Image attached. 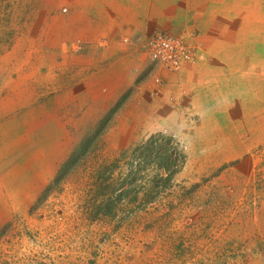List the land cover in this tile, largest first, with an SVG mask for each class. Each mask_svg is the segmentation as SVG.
<instances>
[{
    "label": "rangeland",
    "instance_id": "obj_1",
    "mask_svg": "<svg viewBox=\"0 0 264 264\" xmlns=\"http://www.w3.org/2000/svg\"><path fill=\"white\" fill-rule=\"evenodd\" d=\"M162 2L158 0L159 8ZM65 6L66 0H0V106L14 103L2 102L15 100L23 63L26 81L34 76L33 65L40 63L42 83L49 90L36 99L39 96L45 113L48 109L60 117L56 124L65 123L72 140L67 159L39 185V171H23L26 164L35 163L36 153L14 140L5 141L15 146L0 156V177L4 181L6 176L7 185L0 190V264H264V235L253 229L256 210H264V205L259 206V197L245 200L248 190L240 174L251 163L250 180L259 181L251 194L260 196L264 146L248 160L201 172L195 139L200 133L198 119L191 113L181 116L179 108L167 109L163 88L150 85L151 78L138 96L125 93L116 100L115 93L90 87L81 96L70 94L75 102L63 105L62 94L51 93L52 89L80 79L63 71L61 59H51L63 54L64 47L47 43V30L38 29L47 14L38 11L58 14ZM161 23L153 21L156 27ZM157 33L165 32L157 30L140 39L141 49ZM200 33L186 23L179 34L195 46L197 61ZM251 40L248 34L242 38ZM81 48L79 43L73 50L78 53ZM26 56L30 62L22 60ZM148 63L143 64L148 66L144 76ZM56 64L62 65L48 76ZM158 136L170 139L181 154L183 165L169 182L162 181L164 173L151 159L140 158L137 152Z\"/></svg>",
    "mask_w": 264,
    "mask_h": 264
},
{
    "label": "crops",
    "instance_id": "obj_2",
    "mask_svg": "<svg viewBox=\"0 0 264 264\" xmlns=\"http://www.w3.org/2000/svg\"><path fill=\"white\" fill-rule=\"evenodd\" d=\"M157 2L66 0V6L58 14L50 10L38 11L47 14L39 23L43 28H38L47 30V43L64 47L63 54H55L51 59H61L63 71L69 77L72 74L80 79L74 85L71 80L65 81L51 93H61L63 105L69 102L73 93L78 92L81 96L91 90L90 87L96 88L98 93H115V99L119 100L125 93L138 96L141 87L150 83V78V85L157 88L154 77H159L163 88L162 102L168 105L167 109L179 108L181 116L189 114V117L191 113L198 119L200 133L195 139L201 172L250 159L255 149L264 146L263 0H163L161 8ZM166 3L167 7L164 6ZM153 21L162 22L161 27H156ZM186 23L193 24L201 32V61L176 73L148 63L150 69L144 76L148 66L143 65L146 61L140 39L157 30L179 35ZM250 27L254 32H248ZM246 34L251 36L250 43L242 41ZM38 35L40 37L41 32ZM79 43L82 48L77 53L74 46ZM249 48L253 52H249ZM30 59L28 56L22 58L27 62ZM32 60L37 61L33 55ZM59 65L62 64L51 67L47 75L55 74ZM25 66L23 63V70L17 72L15 100L2 102L14 103L0 106L3 131H0V156L15 146L5 141L13 140L18 147L20 144V147L35 152L37 160L32 165L26 164L23 171H39V185L67 159L72 140L67 137L65 123H58L60 127L56 124L60 117L55 118L54 112H48L47 108L45 113L39 96L36 99L48 89L43 85L45 76L41 64L33 65L31 81L23 78ZM110 99L111 96L104 100L109 103ZM52 101L56 105L55 95ZM17 132L21 134L16 136ZM252 172L251 163L246 171L240 172L243 186L248 190L245 200L259 197L263 201L264 191L260 196L251 194L259 183L250 180ZM5 178L3 181L0 177V190L7 189ZM262 201L258 200L259 206L264 205ZM253 221L255 233L264 235V210L257 209Z\"/></svg>",
    "mask_w": 264,
    "mask_h": 264
},
{
    "label": "built area",
    "instance_id": "obj_3",
    "mask_svg": "<svg viewBox=\"0 0 264 264\" xmlns=\"http://www.w3.org/2000/svg\"><path fill=\"white\" fill-rule=\"evenodd\" d=\"M187 38L184 35L168 33L153 35L143 44L144 61L159 65L170 73L180 72L185 67L195 64L197 61L195 46L189 43ZM154 83L156 86H162L159 77H156Z\"/></svg>",
    "mask_w": 264,
    "mask_h": 264
},
{
    "label": "trees",
    "instance_id": "obj_4",
    "mask_svg": "<svg viewBox=\"0 0 264 264\" xmlns=\"http://www.w3.org/2000/svg\"><path fill=\"white\" fill-rule=\"evenodd\" d=\"M137 152H140V158L151 159L152 163L162 170L164 173L162 181L169 182L183 165L182 162H179L181 154L176 146L170 139L163 136L149 138L144 145L138 147ZM177 160L179 165H177Z\"/></svg>",
    "mask_w": 264,
    "mask_h": 264
}]
</instances>
